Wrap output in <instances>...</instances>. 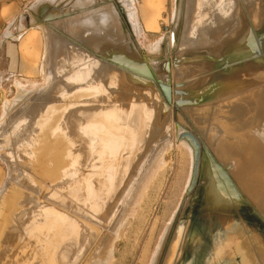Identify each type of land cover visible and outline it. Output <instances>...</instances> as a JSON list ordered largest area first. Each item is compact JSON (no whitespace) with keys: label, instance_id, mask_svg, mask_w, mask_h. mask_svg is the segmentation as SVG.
<instances>
[{"label":"rangeland","instance_id":"rangeland-1","mask_svg":"<svg viewBox=\"0 0 264 264\" xmlns=\"http://www.w3.org/2000/svg\"><path fill=\"white\" fill-rule=\"evenodd\" d=\"M230 1L233 3L234 8L232 19L226 28L211 33L214 38L222 37L235 23L250 25L253 22L252 5L254 1L256 3L258 0ZM179 3L180 0H35L19 18L20 29L16 28L13 34H9L10 31L7 28L2 30L0 40H8L14 45L15 65L11 68L8 63L9 68L6 70L3 69V66H0V217H6L3 221L5 229L3 228V232L0 233V264H27V259L30 255L27 252L30 248L36 246L42 240L50 238L51 235H53L51 246L56 250L59 264L86 263V258L89 257L88 252L91 250L89 249L88 239L92 228L90 230L88 221L86 222L75 212H72L69 208L70 206L59 208L50 204V194H54L57 187L65 190L74 188L77 190L76 195L78 196L82 195V193L85 194L88 191V182L91 181L90 177H92V174L95 178L97 175H101L102 172L105 173L108 170H112V168L124 178L132 176L130 181H133L141 168L148 166L155 158L160 168H156V173L153 174L152 182L149 183L146 193L142 196V201L138 204L136 203L132 209L131 217L122 229V232H124H121V237L116 243L115 255L111 264H154L153 258L162 236L166 231L170 230L180 210L179 207L181 208L188 199L189 203H187L184 212L177 220L176 231L172 233L169 239L167 252L162 259V256H159L158 264H166L171 248L174 245L176 249L171 259V264H232L234 261V264H261L260 262L256 263L257 257L255 254L264 255V226L253 214L249 206L241 205L238 209L233 210L234 221L232 229L224 231L219 224L214 225L217 227L213 230L215 238L211 235L210 230L206 228L208 224H202L204 221L201 223L203 215L200 208L205 202L204 194L206 193L204 191L213 166L209 154L206 152L209 151L217 163L221 165V168L225 169L222 172L224 176H228L234 189L236 188L240 191L244 198L264 218V199L262 202L258 198L253 201L237 186L233 175V170L235 165H237L236 160L224 161L219 159L221 147L227 146L230 140L236 141V137L240 138L239 141H243L248 137L258 138L257 135L252 133H256L257 129L262 128L261 115L256 109H245L241 111L242 114L231 109L218 110L219 112L208 109L216 104L219 105V103L225 102L235 94L248 95L260 92V87L256 88V81L249 80L256 79L258 82L259 79H264V74H261L259 72L260 68H258L259 64H264V57L257 59V62L260 60L259 63H252L249 62L250 55H247L246 52L243 55H230L227 56L226 61L230 62L232 66L222 67L214 64L215 66H211V69L204 66L203 68L206 69L204 72H201V68L190 67L189 72L184 71L186 69L182 66L176 67L174 64L175 57L179 58L182 53L189 50L186 49L187 47H182L188 38L192 37V35H194V39L200 37L206 27H212L213 30L217 27L216 22H212V16L206 15L208 11L202 8L203 5L198 3L197 8H195L196 4L191 7L193 5H191V0H184V24L178 40L176 32L173 34V31L177 14V19H179L180 15L183 16L181 12H178ZM42 5H50L52 9L40 12L39 9ZM53 7L62 11L70 10L73 12L78 10V13L59 20H49L55 14ZM119 8L122 9L124 15L119 12ZM106 13L115 21V26L112 29H106L103 26L94 29L84 28V33L81 35L70 33V28L73 25L93 26L95 24L94 19L90 18L94 16H100L101 22L104 24L105 20H107L106 18L104 20ZM33 31L36 37L33 41H28L26 36ZM26 33L25 38L20 37ZM97 36L107 38L105 43H103L107 49L114 47L121 51L131 52V48H133L146 61L171 60L169 69L171 84L177 91L188 93L192 91V88L202 87V85L211 86L213 81H217V79L213 78L216 76L226 79V77L234 75L233 77L241 78L237 80L239 85L235 86L237 89L235 92L232 90V92L229 91L225 95H216L215 99L210 97L207 99L209 94L217 92L214 90L208 93L206 99H202L203 101L193 106L184 105L180 108L186 122L194 130L196 138L202 145H205L201 181L194 192L195 194L192 193L190 196L187 194L193 171L192 168L194 167V151L187 141V143L184 142L185 140L179 141V135L183 132V129L180 127L176 129L175 107L174 105L171 107L164 125L160 127L157 122L160 104L157 103V100H154L153 96L151 97L148 94L146 95L147 97L142 98L143 94L138 96L136 93H125V100L121 98L119 99L120 101L112 100L109 102L110 108H117L118 106L122 108V105L125 106V104L127 106L126 108L123 106L124 109L132 110L139 104H142L143 107L144 104L149 106L155 104L157 107L152 110V113L155 114L154 121H152L156 128L155 140L150 146L148 145L145 148V150L149 148L146 151L147 155L145 154L142 157L140 165L136 167V171H134L133 165H124L123 162L114 163L112 168L110 165L108 166L107 163L110 160V156L113 155V151L108 149L101 152L99 157L95 159L94 163L96 166L95 164H89L82 171L74 172L70 176L59 172L60 158L56 156L59 155L57 142L60 141L61 135L64 134H58L61 137L58 136L55 138L56 140L51 139V137L57 136V133L53 131L56 126H51L50 130H45L43 123L38 124L36 122L37 124L34 125L33 121L34 119L37 121L38 118L42 117L43 112L41 109L43 107L57 106L54 109L62 110L57 105L62 100L59 98V93H57L59 87L61 88L63 83H71L68 82L70 79L83 77V74L87 72L85 64L82 63V66V64H77L78 61L76 60L65 58L63 52H60L57 57L53 56L52 59V54L55 55L54 51L58 47L67 48L78 51L87 59L95 60L82 48L70 43L67 37L79 42L88 51L99 52L104 49L101 42L90 39ZM165 43H168L166 48H170L168 52L165 50ZM52 50L53 52H51ZM0 57H3V53H0ZM130 59L132 58L130 57ZM154 62L151 61L150 63L154 66L156 65ZM79 82L76 81V83ZM101 84L100 77L98 81L92 84V90L88 96L95 97L100 92H104ZM258 85L260 86L261 84ZM262 86H264V83ZM115 88L112 87V89ZM27 93H30L31 96H27ZM211 96L213 95L211 94ZM129 97L138 98L140 101H129ZM180 99L192 100L194 98L186 95L174 96V101ZM77 103L80 102L77 101ZM117 103L118 106H116ZM130 104L134 105L131 106ZM72 106L76 107L74 104ZM255 106H257V103ZM19 107H21V110ZM77 108L81 107L78 106ZM206 109L208 110L205 111ZM257 109H260V107L258 106ZM202 110L204 111L203 113L201 112ZM30 112L35 113V115L33 114V116ZM32 132L33 137L30 136ZM49 132H53L55 135L50 134V137ZM36 136H39V140ZM64 136L63 139H65ZM65 137L68 138V134ZM33 138L36 142H33ZM40 138L43 140L42 143H40ZM260 138L264 141V134ZM28 139L32 140V142L25 141ZM63 139H61V143ZM52 140L55 141L53 142ZM51 142L54 145L57 144L56 146L58 147L56 148ZM61 143L59 142V144ZM63 143L65 144V141ZM62 146L60 145V148ZM121 148L124 152H135L139 147L131 141L121 145ZM147 156L149 157L147 158ZM134 158L137 159L138 156L134 155ZM146 158L147 160L145 161ZM99 159L102 163L101 165ZM42 193H45V196ZM70 198L72 199V197ZM43 199L49 201L45 202ZM5 208L9 209L7 215H4ZM67 210L72 213H68ZM0 226L2 227L3 224L1 223ZM114 228L115 224L111 228V232ZM103 232L106 234L108 230ZM230 236L237 238L239 248L235 247L231 256L223 258V254L220 251L224 253V248L228 245L222 248L219 244L232 238ZM189 238L191 239L189 240ZM235 242L229 241L230 246L227 247L226 253L231 251ZM197 244L199 247L196 246ZM196 247L198 250L200 248V250L198 251ZM81 249L82 259L79 260L77 251H81ZM209 254H213V256ZM174 260L175 262H173Z\"/></svg>","mask_w":264,"mask_h":264},{"label":"bare ground","instance_id":"bare-ground-1","mask_svg":"<svg viewBox=\"0 0 264 264\" xmlns=\"http://www.w3.org/2000/svg\"><path fill=\"white\" fill-rule=\"evenodd\" d=\"M227 1L225 0V2H224V0H191V5L193 4L191 7L195 6V4H196L195 8H197L198 3L203 5L202 8H204L208 11L206 15L212 16V22L215 21L217 27L215 28V30H213L212 27H210V28L206 27V30L204 31V33H201V36L196 38V39H194V35H192V37H190L186 40V42L182 46L183 48L187 47L186 49H189V50L190 49H202V48H207V47L220 48L222 46V44L225 42V39L227 38V36L230 35L232 32L234 33L237 29L240 28V26L243 23L241 25L238 23H235L232 26V28L228 32H226L222 37H219V38L215 37L214 38L213 34H211L216 30H219V29L223 30L224 28H226L227 24L232 19V16L234 14L233 3H231L230 0H227ZM259 1L260 0H258V2ZM261 4L262 3L257 4L258 8H256L257 10H256L255 16H254L255 17L254 21H257V22L260 19H262V17L264 16L263 5H261ZM254 5H255V3H253L252 6L254 7ZM106 14L107 15L104 16V20H105V18L107 20H105L104 24H103V22H101L102 19L100 18V16H94V17L90 18L92 20L94 19L95 24L93 26L73 25L70 28L71 29L70 33L81 35L84 33V28L94 29V28L103 27V26L106 29H112V27L115 26L114 25L115 21L108 15V13H106ZM177 16H178V14H177ZM201 31H203V30H201ZM90 39L99 41V42H101L102 45H103V43H105V40H107V38L106 37L104 38V36L91 37ZM51 47H52V45H51ZM105 47H106V45H103L104 49L101 50V52L104 51L106 53ZM52 48H54V47H52ZM53 50L51 52H53ZM86 51H88V50H86ZM60 52L64 53L65 58L78 61L77 64L78 63L79 64H82V63L85 64L87 72L84 73L83 77H81V78L75 77L73 79H70L68 82H71V83H63V85L61 84L62 86L59 85V86H61V88L59 87L57 93H59L58 94L59 98L62 100H61L60 104L58 103L57 105H59L58 107L62 108V110L54 109L57 106L43 107L41 109L43 112L42 117L38 118V119L36 117L37 121L35 119L33 121L34 125L37 124L36 122H38V124L43 123L45 130L46 129L50 130L51 126H56V128H53L54 130L52 129L55 133H57L56 137H54V138L51 137L50 134H54L53 132L48 133L50 135L51 139L57 138L60 134H64L65 136L68 134V138L65 137L64 135H61L62 137L59 136V137H61L60 141L57 140L59 147L56 146L57 144L54 145L51 142L54 146H56V148L57 147L59 148V150H58L59 155H56L58 158H60L59 172H63L64 175L70 176L74 172H78L80 170L82 171V169H84V167H87V165L95 164L94 161H95V159H97L99 157L101 152H103L104 150H108V149H111L113 151V155L110 156V160L107 163L108 166L110 165V167L112 168V166H114V163L117 164V163L123 162L124 165H129V164L133 165L134 171H136V169H137L136 167L138 165H140V161H141L142 157L145 154L147 155L146 151L149 148H147L146 150H145V148L148 145L150 146L152 144V142L155 140L154 134H155L156 128L152 122V121H154L155 114L152 113V110H155L157 107L155 106V104H151V106L144 104V107H145L144 108L142 106V104H139L137 106L135 105L136 107L132 110V109H128V108L124 109L123 108L124 105H122V108H121V106H118V103H117V105H116V106H118L117 108H110L109 102H111L112 100L113 101H120L119 99H121V98L123 100H125L124 99L125 93L128 94V92H124V90L122 89V87H129L130 86L129 84H126L124 82V80H122L123 70H121L120 68H116V67L112 66L111 63L106 58L103 57V55L98 54L100 51L98 53L93 52V51H88L90 54H88V53L87 54L90 55L91 58L92 57L95 58V60H91V59H87L85 56L81 55L78 51L58 47L57 50L54 51L55 55H53L51 53L52 59H53V56L57 57L60 54ZM50 58H51V56H50ZM96 59H98V60H96ZM83 64H82V66H83ZM151 66L154 69H156L155 67H157V64L154 66L153 65H151ZM82 68H84V67H82ZM208 68L211 69V66H208ZM83 70L85 71V69H83ZM184 71L190 72V69L186 68V70H184ZM204 71H206V69L201 68V72H204ZM212 75H214V74H212ZM100 77H101V83H102L101 85L104 89V92H100L99 95L95 96L96 98L92 97V96L91 97L88 96V94L90 95V92L92 90L91 89L92 84L95 83L96 81H98L100 79ZM240 79L241 78H239V80ZM231 80H228V79L225 80L224 81L225 83L223 85H225V84H226V86L232 85V84H228ZM76 81H80V82L76 83ZM256 83H257L256 88L260 87V89H261L260 92H257L256 94L252 93V94H248V95L235 94L232 96L234 99L232 97L228 98V100H226L225 102L219 103V105L216 104L215 106L210 107L208 109H213L212 111H217V112H219L218 110H227V109H231L234 112L235 111L241 112L245 109H248V110L249 109H253V110L256 109V110H258V113L261 115V121L262 122L259 121V119H256V120H258V122L262 123V128L257 129V131L255 130L256 133H252L254 135H257L258 138H252V137L247 136L248 138L243 140V141L242 140L239 141L240 138H238V137H236V139H237L236 141L230 140L229 144L227 146H225L223 144L224 146L221 147L219 159L224 160V161L235 159L237 162V165H235V168L233 170V175H234V178H235V181L237 183L238 188L241 191H243L253 201L256 198H258L259 200L261 199V202H262V200L264 199V141L261 140L262 138H260V136L262 134H264V128H263V126H264V93H263L264 92V86H262L264 83V79H259L258 82H256ZM237 84H238V82H237ZM258 84H261V85L259 86ZM114 85L116 88L112 89V87H114ZM219 85H221V83ZM235 86L236 85H233L231 87V89H230L231 92H232V90H234V92L237 90ZM131 87H134V86H131ZM239 89H241V88H239ZM227 91L229 92V90H227ZM227 91L225 93H227ZM64 98H66V99L63 100ZM77 101L80 103H77ZM129 101H132V102L140 101V99L130 98ZM256 103H257V106H255ZM72 104H74L76 107H73ZM19 105H21V104H19ZM132 105H134V104H132ZM26 106H25V108H26ZM78 106H80L81 108H77ZM126 106L127 105L125 104L124 107L126 108ZM258 106L260 107V109H257ZM15 108H16V106H15ZM20 108L21 107H19V109ZM37 108H38V106H37ZM17 109H18V107H17ZM208 109H206L205 111H207ZM35 110H37V109L35 108ZM201 112L203 113L204 111L202 110ZM201 112H200V114H201ZM231 113H233V112H231ZM31 114L35 115V113H31ZM241 114H242V112H241ZM37 115L39 116V113ZM243 116H245V115H243ZM252 117H253V115H252ZM30 122H31V120H30ZM214 125H215V123H214ZM258 126H261V125H258ZM255 128H256V126H255ZM48 134H47V137H48ZM30 136L33 137V132L31 133ZM63 136L65 139H63ZM38 137L36 136V138L39 140ZM42 137H46V136H42ZM66 138H67V140H66ZM61 139H63V142L65 141V144L63 142L61 143V141H62ZM32 140H33V142H36V141H34V138ZM32 140L28 139L25 141H29V143H30V142H32ZM40 140H41V138H40ZM55 140H52V141L54 142ZM42 141L43 140H41L40 143H42ZM131 141L133 143L137 144L139 148L135 152H124V150H122V148H121V145L125 144L126 142L129 143ZM59 142L61 144H59ZM184 142H186V141H184ZM66 143H68V144L66 145ZM44 144H45V142H44ZM62 144H64V145L62 146ZM60 145L62 146V148H60ZM151 153H152V151H151ZM134 155H137L138 158L133 159ZM148 157L149 156H147V158ZM147 158L145 159V161L147 160ZM158 158H159V156H158ZM99 161H100V159H99ZM104 162H105V159H104ZM99 163H100V165L102 164L101 161ZM158 165L159 164H157V160L155 158L153 161H151V163L148 166L146 165L145 167L141 168L137 177L133 181H130L132 176H130V178H124L123 176H120L118 173H116L114 171L115 170L114 168H112V170H110V171L108 170V172H105V173L102 172L101 175H97V177H95V178L93 177V174H92L91 175L92 177H90L91 181L88 182L89 184H88L87 193H85V194L82 193V195H79V196L76 195L77 190H75L74 188L71 190H65V189H61V188L57 187V188H55L54 194H50L51 201L48 200L50 204L57 206L59 208L64 207V206H66V207L70 206L69 207L70 210L72 212H75L83 220H86V222L88 221L89 229L92 228V230L90 229L92 232H91L89 239H88L89 249H91V250L88 252L89 255L87 254L89 256V257H87L89 259L86 258L87 264H111L112 263V261L114 259V255H115L116 243H117V241H119V238L121 237L122 229L125 227L126 223H128V221L131 217L132 209L135 207V204L136 203L138 204L140 201H142V196L144 195V193H146L145 191H146V189H148L149 183L152 182L151 181L153 179L152 176H153V174L156 173V168L158 167ZM95 166H96V164H95ZM158 168H160V167H158ZM138 170H139V168H138ZM192 173H193V171H192ZM96 178H97V180H95ZM191 179H192V175H191ZM191 179H190V181H191ZM204 184H205V182H204ZM41 192H40V194H41ZM34 193H36V192H34ZM40 194H38V195H40ZM42 194H44V196H45V193H42ZM70 197H72V199ZM41 199H40V201H42ZM43 201L46 202L47 199L46 200L43 199ZM202 205H204V203ZM5 209H6V211H5L4 215H7L9 213V209H7V208H5ZM179 209H180V207H179ZM71 211L68 212V210H67L68 213H70ZM197 213H198V211H197ZM5 218L0 217V224L1 223L3 224L2 227L0 226L1 227L0 233L3 232V230L5 229L4 228L5 223L3 222ZM202 222H203V219H202L201 223ZM114 224H115V228L111 232V228L113 227ZM202 224H204V222ZM194 225H195V223H194ZM104 230H108V232L106 234H104V232H103ZM182 231H184V230H182ZM102 232H103V234H102ZM167 234H168V231H166L165 234L162 236V239L160 241L157 252L155 253L154 258H153L154 264H158V262H159L158 258H160L159 256L161 253V249L163 247V244H164V241L167 237ZM52 237H53V235H51L50 238L42 240L36 246L30 248V250L27 252V254L30 253V255L27 259V264H59L57 262L58 259H57L56 250L54 248H52V246H51ZM213 237H214V235H213ZM123 239H124V237H123ZM179 239H180V237H179ZM190 239L191 238H189V240ZM193 239L195 240V238H193ZM196 240H198V239H196ZM179 242L181 243V241H179ZM199 244H202V243H199ZM196 246H198V244ZM82 249H81V251H77V256H79V260L82 259L81 258L82 257V255H81ZM175 249L176 248L174 245L173 248L171 249V253L169 254V257H168L166 264H171L170 262H171L172 257L175 254ZM196 249L198 250L197 247H196ZM199 250H200V248H199ZM195 253H196V251H195ZM221 253H223V252L221 251ZM213 254H209V255L213 256ZM212 256H210V257H212ZM212 258H211V260H213ZM79 260H77V261H79ZM173 262H175V260ZM234 263H235V261H234ZM234 263H232V264H234Z\"/></svg>","mask_w":264,"mask_h":264},{"label":"water","instance_id":"water-1","mask_svg":"<svg viewBox=\"0 0 264 264\" xmlns=\"http://www.w3.org/2000/svg\"><path fill=\"white\" fill-rule=\"evenodd\" d=\"M258 3H262L261 5H263V9H264L263 0H260L259 2L257 1L254 7L252 6L253 22L250 23V25L248 24L241 25L240 28L237 29L234 33L230 32L231 34L227 36L225 42L222 44L220 48L207 47L202 49H190L184 52L182 55H180L179 58L175 57L174 59L175 66L176 67L182 66L185 69L186 68L188 69L190 67L203 68L204 66L207 65L215 66L214 64H218L222 67H230L232 65H230L231 64L230 62L226 61L227 56L236 55V54L243 55L245 52L247 55H250L249 62L259 63L260 60L259 62H257L258 61L257 59L264 57V18H263L264 16L258 22L254 21L255 12L257 10L256 8H258L257 6ZM180 4L182 8L181 10H180ZM178 8H179L178 12H181L183 17L180 15L179 19H177L176 16V21H175L176 23L173 34L174 32H176L177 39L180 36V31L184 21V0H180ZM46 9L50 10L52 9V6L42 5L39 10L41 12L42 10H46ZM53 9H55V14L52 18H49V20H55V19L59 20L66 17H71V15L78 13V10L72 12L70 10L62 11L60 9H56L55 7H53ZM119 12H121L122 15H124V12L122 11L121 8H119ZM67 40L70 41V43H72L76 47H80L86 53L90 54L79 42H76L75 40L68 37ZM167 45L168 43H165L166 52L170 50V48L169 49L166 48ZM105 49H106V53L104 51L103 52L100 51L99 53L98 52L97 53L103 55V57L106 58L111 63L112 66L123 70L122 80H124L126 84L130 85L129 87H122L124 92L134 93V94L136 93L138 94V96H141L143 94L144 96H142V98L147 97L146 95L148 93V95H150L151 97L153 96L154 100L158 101L157 103L160 104V106H159V113H157V119H158L157 122L160 127L164 125L167 116L169 114V111L171 107L174 105L176 129L177 128L179 129V127L183 129V132L179 135V141L182 140L187 141L194 151V167H193L192 179L187 189V194L190 196L193 192H195L201 181L200 177H201V169L203 166L202 164L205 157L204 155L205 152H203L205 145H202L201 142L198 140V138H196L194 130L186 122L183 114L180 111V108L184 105L193 106L196 103L203 101L204 99H206V95L208 93L213 92L214 90H216L217 92L211 93L213 96L209 94L207 96V99L209 97L210 98L216 97V95L218 94H222V93H223L222 95L227 94L228 93L227 90L230 91L232 85H239L237 84V80H239V78H237V76L235 77L228 76L225 79L216 76L213 78L217 79V81H213V83H211L212 84L211 86L202 85V87H197L198 89L193 88L192 91L185 93L184 91L175 90L171 84L169 59H165L162 61H158V60L146 61L144 57L137 50L133 48H131V52H127V51L125 52L121 50L118 51V49L117 48L115 49L114 47L108 49L105 47ZM128 56H130L132 60L129 59L130 57ZM151 61H155L154 63L157 64V67H155L156 69H154L151 66L152 65L150 63ZM261 65L263 66L261 67ZM258 68H260L259 72L261 74H264V64L263 63L259 64ZM227 79L228 80L232 79L228 83L232 85H228V86H226V84L223 85L225 83L224 81ZM249 81L257 82L256 79ZM220 83L223 84L219 85ZM226 91L227 93H225ZM29 95L31 96L30 93H27V96ZM176 95L179 96L186 95L188 97H193L194 99L192 100L180 99L178 101H174V96ZM206 152L209 154L213 166L212 169L210 170L208 176V183L204 191L206 193L204 194L205 202L204 205L201 206L200 211L201 214L203 215L202 218L204 223L209 225L208 227L206 226V228H208L211 231V235H213V230L217 228L214 225L217 224H219L221 226V229L224 231L232 229V224L234 221L232 212L233 210L238 209V207H240L241 205L249 206L253 214L259 219L260 223L264 226V218L257 212L256 208H254L252 204L248 200H246V198H244V196L240 193V191H238L236 188L234 189L230 179L228 178L227 175L224 176V173L222 172L224 170L217 163L215 158L209 153V151ZM187 202H185L181 206L180 210L176 215L172 227L168 231L167 237L161 249V253H160V257L162 256L161 259L163 258L164 254L167 252L166 249L168 247L169 239L171 238L172 233H174L176 230V227L178 225L177 220L179 216L182 215V213L184 212ZM230 237L232 238H229L227 241H224L222 244H219L222 246V248H224L226 247V245L230 246L229 241L230 242L236 241L231 251L226 253V249L228 246L224 248L225 252L221 253L223 254L222 255L223 258L231 256L232 251L235 250V247H237V249L239 248L237 245V238H234L233 236ZM255 255L257 257L256 263L260 262L261 264H264V259H263L264 255L260 256L257 253Z\"/></svg>","mask_w":264,"mask_h":264},{"label":"crops","instance_id":"crops-1","mask_svg":"<svg viewBox=\"0 0 264 264\" xmlns=\"http://www.w3.org/2000/svg\"><path fill=\"white\" fill-rule=\"evenodd\" d=\"M33 1L35 0H0V36L4 28L9 29V34H13L16 28L20 29L18 22L19 18L25 12V10L28 9L29 5H31ZM15 21L16 23H14ZM27 33L25 35L22 34L20 37L25 38ZM35 37L36 34L34 33V31L30 32L26 36V38H28V41H33ZM13 48L14 45L8 40H0V53H3V57H0V66H3L4 70L9 68V66L12 68V66L15 65Z\"/></svg>","mask_w":264,"mask_h":264}]
</instances>
